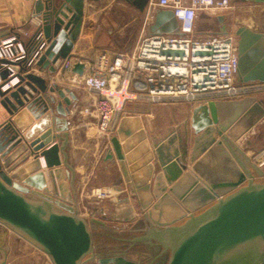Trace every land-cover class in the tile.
<instances>
[{"label": "water", "instance_id": "1", "mask_svg": "<svg viewBox=\"0 0 264 264\" xmlns=\"http://www.w3.org/2000/svg\"><path fill=\"white\" fill-rule=\"evenodd\" d=\"M86 1L99 0H38L34 17L42 23L31 53H40L33 67L16 70L13 88L0 83V223L42 250L46 264H264V172L236 145L264 119L256 96L193 107L195 135L187 131L184 142L172 130L151 146L141 117H122L108 157L119 161L130 196L118 199L112 217L133 222L131 199L141 217L119 228L85 213L70 136L76 95L40 72L57 74L72 57ZM129 4L143 13L150 0ZM166 13L172 24L158 32L178 28L169 11L157 18ZM236 35L241 82H264V60L253 69L248 62L264 34L242 26ZM83 69L77 64L73 73ZM8 75L0 66V79Z\"/></svg>", "mask_w": 264, "mask_h": 264}, {"label": "built area", "instance_id": "2", "mask_svg": "<svg viewBox=\"0 0 264 264\" xmlns=\"http://www.w3.org/2000/svg\"><path fill=\"white\" fill-rule=\"evenodd\" d=\"M148 7L171 12L178 25L175 33L144 37L131 53L101 52L88 61L71 57L59 71L71 84L99 93L95 116L100 135L117 129L121 118L128 114L130 104L180 101L200 105L211 100H237L264 93V82L237 80L239 57L235 33L197 37L200 12L231 9L232 0H156ZM38 53H31L15 34L0 37V66L9 73L5 81L0 79L3 90L19 82L16 70L33 67ZM77 64L84 67L82 75L73 73ZM116 93L124 97L119 99ZM254 160L264 165V149Z\"/></svg>", "mask_w": 264, "mask_h": 264}, {"label": "crops", "instance_id": "3", "mask_svg": "<svg viewBox=\"0 0 264 264\" xmlns=\"http://www.w3.org/2000/svg\"><path fill=\"white\" fill-rule=\"evenodd\" d=\"M38 0H0V37L4 38L9 35H17L21 41L25 43L29 50L32 49V40L34 34L39 29L42 21L34 17L35 4ZM139 0H99L86 1L83 17V26L80 36L75 42V46L70 54L72 57L79 58L83 61L93 60L95 56L101 52H133L140 40L145 37L146 33H170L174 32H158L160 29H166L172 24L171 16L166 13V19L161 25L157 18L151 28L141 27L137 33L128 34L126 28L133 23L138 14L141 12L130 5V2ZM156 0H150V3ZM124 3L129 4L131 10L122 12L112 9V4ZM152 10V8H151ZM264 10V5L256 4L255 2L242 0H232V8L227 10H214L215 13L208 14L203 18L200 24H197V34L201 38L222 37L231 33L237 32L240 27H247L253 32L264 34V17L258 15ZM202 12V11H201ZM125 13L131 15L132 21L121 26L116 20L123 18ZM151 15V11L148 12ZM200 16V14H199ZM199 19V18H198ZM239 40V38H238ZM248 62L250 69L259 67L264 60V40L255 46L249 53ZM36 71L40 69L36 66ZM44 78L48 82L57 83L59 87L69 89L74 92L76 99L72 100L70 109V136L73 140V151L79 163L76 189H82V200L85 197L90 198H110L111 216L113 213V205L120 197L130 196V184L126 182L119 161L116 157H108L112 152L111 137L117 134V129L110 134L100 135L97 127V118L95 116V103L99 98V93L88 91L83 86L73 85L66 81L61 73L51 74L47 71H42ZM238 82H241V75L237 74ZM68 95L69 93L66 92ZM37 95V94H35ZM258 99L264 100V93L254 95ZM61 101V100H60ZM169 107V104H165ZM197 105L187 104L188 123L180 126L177 121L180 120V115L173 116L170 121L177 124L168 130H164L162 126L156 122L159 115V107L150 114V118H145L142 113L132 114L131 116H139L142 119L143 125L147 131L151 146L164 138L172 130H177L180 137L185 141L188 131L189 137L195 135L190 127V119L192 109ZM65 107H67L65 105ZM180 114H182L180 112ZM124 117V116H123ZM120 123V122H119ZM119 125V124H118ZM58 135V132H54ZM236 145L241 151L256 165L254 156L264 149V119L252 131L248 132ZM153 148V147H152ZM113 153V152H112ZM33 158L31 156L24 161L19 167L27 163ZM155 165L154 173L159 170L158 163L153 161ZM261 172H264V167L256 165ZM48 179V176H47ZM48 183L50 185L49 179ZM132 204L135 207L136 219L133 222L127 223L130 228L140 217L138 208L133 199ZM84 203V202H83ZM86 210V206L84 205ZM99 209V208H98ZM101 208L98 213L103 212ZM105 212V211H104ZM86 214L96 219V213L93 211L90 216L89 211ZM126 225V226H127ZM20 243L25 248L31 249V257L37 256V249L30 241L19 237V234L9 229L0 223V246H3L7 251V264H27V258L22 256H12L14 244ZM4 259V252L0 249V262Z\"/></svg>", "mask_w": 264, "mask_h": 264}, {"label": "rangeland", "instance_id": "4", "mask_svg": "<svg viewBox=\"0 0 264 264\" xmlns=\"http://www.w3.org/2000/svg\"><path fill=\"white\" fill-rule=\"evenodd\" d=\"M112 9L114 10H118V11H122V12H127L129 10H131V7L129 4H124V3H114L112 4ZM149 11H151V15L148 13ZM163 12V10L159 9V8H147L145 10V12H141L140 14H138L137 19L131 23L130 25L127 26L126 31L128 34H133V33H137L139 31V29L143 26H145V28H151L158 15L161 14ZM215 13L214 10H204L202 12H200V16L198 19V24H200L199 22L203 21L204 17H207L208 14H212ZM258 15H262L264 17V10L262 12H260ZM131 15L128 16L127 13H125V16L123 18H120L118 20H116L118 22L117 25L115 26H121L124 27V25H126L127 23H130L132 21V19L130 18ZM156 32H151V33H146L145 37L151 36L153 34H155ZM171 35V34H170ZM199 39H203L201 38L199 35L197 36ZM118 52V51H115ZM165 104H169V107L166 106ZM158 105L159 107V115L157 117L156 122L159 123L162 128L164 130H168V128H172L174 126H176L177 124H179L180 126H185L186 122L188 123V109L187 107V103L184 102H172V101H166L164 103L161 104H156V105H150L147 103H136V104H130L127 106V111L124 116H131L132 114H137V113H142L143 116L145 118H150V114L153 113L154 110H156V106ZM180 112L182 114H180ZM172 114L173 116H178L180 115V120L177 121V124H175L174 122L170 121V119L172 118ZM256 163V165L259 166V161H254ZM259 167H264V165L259 166ZM84 205L86 206V210L84 209L85 213L89 211L90 216H92V212L94 211L96 213V218L99 221H102L108 225L111 226H115V227H119V228H127L129 227L127 225V223L124 222H119V221H115L113 219V217L111 216L110 212H111V205L112 202L110 201V198L105 197V198H90V197H85L84 200ZM101 208L102 210H104L103 212L98 213L97 210ZM127 225V226H126ZM13 251H12V256L16 257V256H22V257H26L28 263L27 264H46V254L42 251V250H37L39 253L37 256L35 257H31V249L30 248H25L24 246L22 247L20 245V243H16L14 244L13 247ZM24 264V263H22Z\"/></svg>", "mask_w": 264, "mask_h": 264}, {"label": "bare ground", "instance_id": "5", "mask_svg": "<svg viewBox=\"0 0 264 264\" xmlns=\"http://www.w3.org/2000/svg\"><path fill=\"white\" fill-rule=\"evenodd\" d=\"M165 19H166V15H162L161 17H160V19H159V21H160V24L162 25L163 23H164V21H165ZM119 99H122L124 96L122 95V94H119V93H116L115 94ZM1 108H0V115H1Z\"/></svg>", "mask_w": 264, "mask_h": 264}, {"label": "flooded vegetation", "instance_id": "6", "mask_svg": "<svg viewBox=\"0 0 264 264\" xmlns=\"http://www.w3.org/2000/svg\"><path fill=\"white\" fill-rule=\"evenodd\" d=\"M94 264H98L97 262H94Z\"/></svg>", "mask_w": 264, "mask_h": 264}]
</instances>
